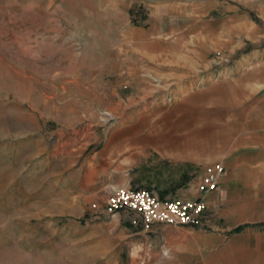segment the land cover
<instances>
[{"label":"rangeland","instance_id":"obj_1","mask_svg":"<svg viewBox=\"0 0 264 264\" xmlns=\"http://www.w3.org/2000/svg\"><path fill=\"white\" fill-rule=\"evenodd\" d=\"M142 6L0 0V264H121L117 234L128 226L105 203L113 189L136 188L160 167L138 145L146 133L203 131L189 155L196 179L220 162L222 106L236 79L220 77L189 96L185 89L241 61L244 71L263 70L264 58L251 54L264 53V36L241 49L201 54L187 43L151 54Z\"/></svg>","mask_w":264,"mask_h":264},{"label":"crops","instance_id":"obj_2","mask_svg":"<svg viewBox=\"0 0 264 264\" xmlns=\"http://www.w3.org/2000/svg\"><path fill=\"white\" fill-rule=\"evenodd\" d=\"M139 2L147 14L142 36L155 38L142 42L151 54L187 43L201 54L228 46L241 49L244 43L259 42L264 36V0ZM263 55L252 52L251 59H263ZM230 74L236 80L227 84L229 92L222 106L227 132L220 155L224 171L215 190L199 191L205 170L200 169L196 179L194 160L189 157L198 142L205 140L203 131H159L154 139L147 133L139 137V147L152 149L146 156L155 152L160 167L148 169L151 178L141 180L136 188L162 199L200 198L207 206L201 224L145 227L138 214L121 211L128 226L117 234L123 252V259L118 256L121 264H264V69L244 71L241 61L234 68L198 78L184 96ZM127 140L131 142L132 137ZM182 146L190 150L186 157L185 152L183 157L174 152ZM134 177L129 176L127 185Z\"/></svg>","mask_w":264,"mask_h":264},{"label":"built area","instance_id":"obj_3","mask_svg":"<svg viewBox=\"0 0 264 264\" xmlns=\"http://www.w3.org/2000/svg\"><path fill=\"white\" fill-rule=\"evenodd\" d=\"M223 171L220 162L208 168L199 182V191L215 190ZM105 211L108 214L134 212L145 227L153 224L197 227L201 224L207 206L200 198L174 196L162 199L147 189L123 186L112 190L105 203Z\"/></svg>","mask_w":264,"mask_h":264},{"label":"bare ground","instance_id":"obj_4","mask_svg":"<svg viewBox=\"0 0 264 264\" xmlns=\"http://www.w3.org/2000/svg\"><path fill=\"white\" fill-rule=\"evenodd\" d=\"M221 73H222V72H221ZM221 73H220V74H221ZM223 73H224V72H223ZM225 74H226V73H225ZM216 75H217V74H216ZM225 76H226V75H225ZM203 79H204V78H203ZM209 79H210V78H209ZM204 83H205V82H204ZM156 101H157V100H156ZM154 105H155V104H154Z\"/></svg>","mask_w":264,"mask_h":264},{"label":"snow or ice","instance_id":"obj_5","mask_svg":"<svg viewBox=\"0 0 264 264\" xmlns=\"http://www.w3.org/2000/svg\"><path fill=\"white\" fill-rule=\"evenodd\" d=\"M135 206V205H134ZM173 211H175V209H173Z\"/></svg>","mask_w":264,"mask_h":264}]
</instances>
